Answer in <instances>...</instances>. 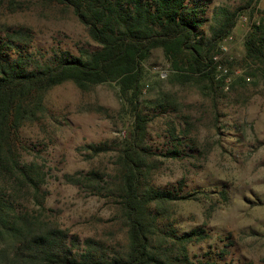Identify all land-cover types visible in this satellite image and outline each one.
Segmentation results:
<instances>
[{
  "label": "rangeland",
  "instance_id": "1",
  "mask_svg": "<svg viewBox=\"0 0 264 264\" xmlns=\"http://www.w3.org/2000/svg\"><path fill=\"white\" fill-rule=\"evenodd\" d=\"M201 1L206 3L202 17L209 20L201 28L206 34L216 8L241 5L240 0ZM263 12L264 0H256L252 13L241 14L221 41L214 74L222 88L207 97L194 85L171 83L160 50L143 63L140 107L151 167L147 182L164 190L180 184V194H194L168 205L161 222L177 234L201 228L207 238L189 245L188 253L205 264H264V95L259 73L247 75L254 68L243 62L242 51L250 24ZM0 23L30 30L29 44L20 51L26 70L52 65L61 52L77 55L80 48L95 47L71 9L55 2L5 0ZM239 78L245 81L241 87L235 86ZM43 104L40 118L14 136L22 159L35 161L45 174L42 189L49 211L42 215L80 241L93 238L112 249L123 248L125 235L114 202L63 180L90 169L112 174L130 125L129 117L119 112L115 86L80 91L66 82L48 90ZM100 142H107L110 151L91 156L83 149ZM221 189L225 199L218 195Z\"/></svg>",
  "mask_w": 264,
  "mask_h": 264
},
{
  "label": "trees",
  "instance_id": "2",
  "mask_svg": "<svg viewBox=\"0 0 264 264\" xmlns=\"http://www.w3.org/2000/svg\"><path fill=\"white\" fill-rule=\"evenodd\" d=\"M45 1L70 8L95 47L80 48L77 55L61 52L52 65L26 70L20 51L29 44L30 30L0 23V264H205L188 253L189 245L207 238L201 228L177 234L161 222L168 205L193 199L194 194H180V184L164 190L147 182L151 167L140 107L143 63L153 50H160L171 83L191 84L205 97L211 95L222 88L214 74L219 45L241 14L252 13L256 0H240L233 10L216 8L207 34L201 29L209 21L202 17L206 3L201 0ZM4 2L0 0V7ZM242 48L243 62L254 68L247 75L259 73L264 95V12L250 24ZM10 52L16 56L11 58ZM66 82L80 91L113 84L119 112L130 120L112 174L90 169L63 176L66 184L114 202L125 235L119 250L98 239L80 241L42 215L49 211L42 189L45 174L35 161L23 160L15 144L18 130L45 112V93ZM243 84L239 78L235 86ZM83 149L98 156L111 147L100 142ZM218 195L225 199L226 192L221 189Z\"/></svg>",
  "mask_w": 264,
  "mask_h": 264
},
{
  "label": "built area",
  "instance_id": "3",
  "mask_svg": "<svg viewBox=\"0 0 264 264\" xmlns=\"http://www.w3.org/2000/svg\"><path fill=\"white\" fill-rule=\"evenodd\" d=\"M161 75H163L161 72H160Z\"/></svg>",
  "mask_w": 264,
  "mask_h": 264
}]
</instances>
